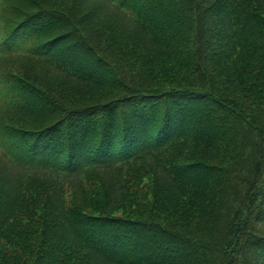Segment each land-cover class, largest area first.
<instances>
[{"label": "trees", "instance_id": "obj_1", "mask_svg": "<svg viewBox=\"0 0 264 264\" xmlns=\"http://www.w3.org/2000/svg\"><path fill=\"white\" fill-rule=\"evenodd\" d=\"M100 1L5 0L0 264H264V0Z\"/></svg>", "mask_w": 264, "mask_h": 264}, {"label": "rangeland", "instance_id": "obj_2", "mask_svg": "<svg viewBox=\"0 0 264 264\" xmlns=\"http://www.w3.org/2000/svg\"><path fill=\"white\" fill-rule=\"evenodd\" d=\"M20 8L28 11V12H34L35 4L33 0H17ZM49 1V0H45ZM56 1V0H53ZM80 3L82 11L86 10L91 7H99L102 9L105 13H112L114 12L110 5H107L100 0H75V3ZM5 0H0V39L5 34V21L6 19H10L11 17H15V15L12 16L9 12V7H5ZM47 8V7H43ZM60 32V31H59ZM59 32H56L59 33ZM33 43L31 44H25L24 46L15 47L12 52H16L17 54H27L32 49ZM4 56L0 54V172L7 174L8 173V166L5 164V161L1 158V154H6L7 156L11 157L10 151H11V144L14 140L9 134L5 131L6 127L8 125H18L19 119L17 118V113L14 110V106L16 105V102L13 99V95L10 97L7 95L5 89L7 87L6 83V77H10V80H13V82L16 80V76H25L27 78V75L29 76V71L32 69V66L29 62L25 61L24 58L22 59H16L13 61H3L2 58ZM26 73L27 75H24ZM51 75H55L54 73H51ZM91 86V85H90ZM89 86V87H90ZM13 99V101H12ZM5 107L8 109L6 112L4 111ZM8 129V128H7ZM20 176V175H19ZM4 179L3 184L4 187H6L8 190L10 188L7 185H10L11 179L9 178H2ZM66 192L67 195L70 197L72 188L69 187V184H66ZM11 186V185H10Z\"/></svg>", "mask_w": 264, "mask_h": 264}]
</instances>
